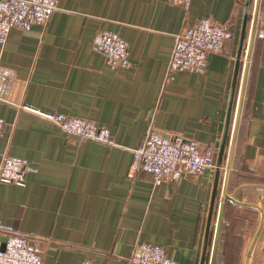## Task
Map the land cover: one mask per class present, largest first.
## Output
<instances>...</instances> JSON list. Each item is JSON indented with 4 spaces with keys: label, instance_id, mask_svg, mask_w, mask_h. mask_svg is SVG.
<instances>
[{
    "label": "crops",
    "instance_id": "0c3cea01",
    "mask_svg": "<svg viewBox=\"0 0 264 264\" xmlns=\"http://www.w3.org/2000/svg\"><path fill=\"white\" fill-rule=\"evenodd\" d=\"M255 4L192 0L186 10L167 0H59L47 27L13 28L0 57L25 77L27 108L0 101V151L35 170L24 185L0 183V247L22 234L43 264H135L131 255L146 243L179 264H210L225 202L216 264H264V0L226 181ZM204 17L229 25L234 39L209 54L203 73L169 74L174 36ZM103 30L128 43L131 67L112 68L94 47ZM41 113L92 120L113 142L80 140ZM151 129L197 142L216 161L221 155L219 175L207 169L161 185L148 171L132 176L134 150Z\"/></svg>",
    "mask_w": 264,
    "mask_h": 264
},
{
    "label": "built area",
    "instance_id": "2783aa9c",
    "mask_svg": "<svg viewBox=\"0 0 264 264\" xmlns=\"http://www.w3.org/2000/svg\"><path fill=\"white\" fill-rule=\"evenodd\" d=\"M188 10L192 0H167ZM59 0H0V49L7 43L13 28L23 30L40 25L47 27ZM235 32L229 25L220 24L211 18H201L174 36V47L168 71H192L203 73L208 56L220 53L225 44L233 40ZM94 47L105 54L112 68L131 67L129 45L117 33L98 31L93 39ZM26 79L16 69L4 65L0 57V101L8 105L25 107L21 93ZM68 135L80 140H93L111 144L110 130L92 120L68 116L62 113H41ZM0 117V139L4 130ZM0 183L24 185L26 174L34 167L21 157L0 151ZM133 172L144 170L152 173L155 185L177 181L187 176H198L207 169H217L218 164L211 150L199 143L187 141L181 135H164L151 129L145 140L134 150ZM135 264H179L171 260L163 247L140 243L130 257ZM0 264H43L42 256L30 245L29 238L22 234L7 236L5 249L0 247Z\"/></svg>",
    "mask_w": 264,
    "mask_h": 264
},
{
    "label": "water",
    "instance_id": "95a60500",
    "mask_svg": "<svg viewBox=\"0 0 264 264\" xmlns=\"http://www.w3.org/2000/svg\"><path fill=\"white\" fill-rule=\"evenodd\" d=\"M259 4H260V0H256L253 22H252L251 38H250V43H249V47L247 50L245 73H244L242 87H241V94H240L239 102H238L237 116H236V120H235V124H234V128H233V133H232V137H231L230 153H229V157H228L227 170H226V181L227 182H228L230 171H231L232 164H233L234 148H235V142H236V136H237L240 113H241V108H242L243 94H244L243 92H244V87H245V83H246V78H247V73H248L250 61H251L253 42H254L257 20H258V13H259ZM247 16H248V13H247ZM246 20H248V17H246ZM225 141H226V137H225ZM224 146H225V143L223 144V147ZM217 164H218L217 169H218V175H219V172L221 170V165H222L221 164V155L219 156V158L217 160ZM215 194H216V191L214 192V196H213V200H212V204H211V209L209 212V220H208L207 234H206V243H207L208 232H209V228H210V224H211L212 215L214 213ZM225 198L230 199L236 203H239L238 200H236L232 195H229L226 192H225ZM225 207H226V203L221 202L219 205V213H218V217H217L215 236H214V242H213V250H212L210 264H216L219 240H220V236H221L224 214H225ZM256 239H257V237L254 239V243L256 242ZM6 242H7V237H4V243L2 244L1 249H3V250L5 249Z\"/></svg>",
    "mask_w": 264,
    "mask_h": 264
},
{
    "label": "rangeland",
    "instance_id": "374dc122",
    "mask_svg": "<svg viewBox=\"0 0 264 264\" xmlns=\"http://www.w3.org/2000/svg\"><path fill=\"white\" fill-rule=\"evenodd\" d=\"M225 168V164H223V169Z\"/></svg>",
    "mask_w": 264,
    "mask_h": 264
},
{
    "label": "trees",
    "instance_id": "16d2710c",
    "mask_svg": "<svg viewBox=\"0 0 264 264\" xmlns=\"http://www.w3.org/2000/svg\"><path fill=\"white\" fill-rule=\"evenodd\" d=\"M224 222V221H223Z\"/></svg>",
    "mask_w": 264,
    "mask_h": 264
}]
</instances>
